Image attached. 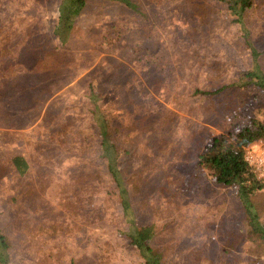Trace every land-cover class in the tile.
I'll list each match as a JSON object with an SVG mask.
<instances>
[{
    "label": "rangeland",
    "instance_id": "374dc122",
    "mask_svg": "<svg viewBox=\"0 0 264 264\" xmlns=\"http://www.w3.org/2000/svg\"><path fill=\"white\" fill-rule=\"evenodd\" d=\"M133 1L141 12L88 0L64 42L67 63L39 87L36 105L21 101L11 119L4 115L10 101L0 100V230L11 243L5 264H143L127 244L117 185L91 122V86L103 108L118 109L127 126L135 121L118 163L136 222L154 225L150 245L163 261L264 264V242L250 231L236 188L216 184L197 163L241 114L264 117V89L241 78L251 68L249 47L220 0ZM58 3L0 0V46L6 40L33 57L38 41L44 49L58 44ZM245 20L263 50L264 0H252ZM261 61L264 71V52ZM15 154L27 157L26 175L7 163ZM19 195L21 202L11 200ZM39 196L42 203L32 204ZM251 200L264 222V188Z\"/></svg>",
    "mask_w": 264,
    "mask_h": 264
},
{
    "label": "trees",
    "instance_id": "16d2710c",
    "mask_svg": "<svg viewBox=\"0 0 264 264\" xmlns=\"http://www.w3.org/2000/svg\"><path fill=\"white\" fill-rule=\"evenodd\" d=\"M87 1L59 0L57 6L58 15L52 27L58 44L49 49H44L40 41H38L32 47L37 56L30 57L33 54H25L20 49H15L6 40L1 43L0 100L10 101L7 103L10 107L4 115L11 119L20 116L22 109H20L18 103L21 104L23 100H29L34 103H30L29 107L36 105L34 101L39 92V87L51 76L52 72L55 78V73L62 70L66 65L67 60L63 50L64 42L76 18L87 5ZM107 1L132 9L135 12H141L142 10L141 4L133 0ZM220 1L224 2L231 21L241 31L244 41L250 50L251 68L243 71L241 78H246V82L253 83L264 89V71L261 61V54L264 52V49L261 51L257 49L251 35L252 27H249L245 20L248 8L252 5V0ZM144 14L148 17L147 13ZM52 64H55L56 71L50 67ZM197 92L205 94L211 91L197 89ZM89 99L93 106L90 118L93 125L98 128L97 133L101 147V156L105 159L108 173L117 185L118 202L128 226L124 231L128 239L127 244L137 250L143 259V264H166L162 258L163 253L152 248L150 245L151 239L155 236L154 225H139L136 222L135 209L130 199L129 189L118 163L121 156L120 144L122 137L125 135V132H132V128H136L134 126L135 121L127 126L125 122H121L122 120L119 119L118 109L103 108V104L99 103V92H96L93 86L89 90ZM240 118V123L236 128L227 130L225 133L211 138L199 153L197 163L205 171L206 176L214 178L216 184L236 188L237 196L248 218L250 231L258 235L264 242V222L259 221L251 200L254 192L264 188V178L257 176L253 165L245 157L246 148L249 145L260 139H264V117L258 118L243 113ZM146 129L155 133L154 126L152 125H147ZM146 129H143L142 132L147 131ZM7 163L15 172L21 175H26L31 167L27 157L22 154H15ZM133 182H135V185L137 184V181ZM62 198H64V195ZM16 199H18V202H21L22 197L20 195L11 197L13 201ZM11 200L8 202H11ZM41 201L42 196H39L33 199L32 204L38 205L42 203ZM42 225L38 224L37 228L45 230L46 226L43 227ZM55 229L56 227L54 228V225H52L50 230L52 232ZM10 248V238L0 230V264H5L8 260ZM71 264L75 263L71 261Z\"/></svg>",
    "mask_w": 264,
    "mask_h": 264
},
{
    "label": "built area",
    "instance_id": "2783aa9c",
    "mask_svg": "<svg viewBox=\"0 0 264 264\" xmlns=\"http://www.w3.org/2000/svg\"><path fill=\"white\" fill-rule=\"evenodd\" d=\"M257 145V144H256ZM245 157L253 165L258 177H264V145H249Z\"/></svg>",
    "mask_w": 264,
    "mask_h": 264
}]
</instances>
